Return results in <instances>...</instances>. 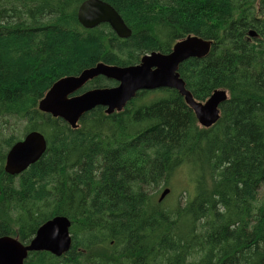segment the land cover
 <instances>
[{
	"label": "trees",
	"instance_id": "16d2710c",
	"mask_svg": "<svg viewBox=\"0 0 264 264\" xmlns=\"http://www.w3.org/2000/svg\"><path fill=\"white\" fill-rule=\"evenodd\" d=\"M82 1L0 0V121L47 142L10 175L5 155L20 137L0 131V236L27 244L62 215L70 248L31 251L23 264H264V0H103L127 38L107 23L83 28ZM187 35L213 42L179 64L185 87L198 101L228 93L210 127L171 88L138 91L121 111L96 106L76 128L37 107L63 76L133 65ZM116 84L97 76L77 93ZM181 166L195 189L168 209L155 194Z\"/></svg>",
	"mask_w": 264,
	"mask_h": 264
},
{
	"label": "water",
	"instance_id": "95a60500",
	"mask_svg": "<svg viewBox=\"0 0 264 264\" xmlns=\"http://www.w3.org/2000/svg\"><path fill=\"white\" fill-rule=\"evenodd\" d=\"M78 23L91 29L107 23L120 38L131 34L123 18L103 0H84L77 8ZM211 40L197 35H187L176 41L167 53L151 51L141 56L138 63L119 66L103 62L83 69L78 75L57 79L38 102V109L53 117H59L70 127L76 128L80 117L96 106H103L106 113L121 111L136 92L158 88L175 89L193 111L201 127H210L220 117L219 105L228 98L226 89H215L204 100L193 98L178 73L180 63L189 58H203L211 48ZM103 76L117 84L109 87H94L77 93L89 80ZM46 139L40 131L32 130L15 141L7 150L3 169L5 173L17 175L37 161L45 152ZM169 192L164 188L159 195L161 201ZM70 221L58 215L43 222L35 235L24 244L9 235L0 236V264H23L31 251L44 250L61 256L71 246Z\"/></svg>",
	"mask_w": 264,
	"mask_h": 264
},
{
	"label": "rangeland",
	"instance_id": "374dc122",
	"mask_svg": "<svg viewBox=\"0 0 264 264\" xmlns=\"http://www.w3.org/2000/svg\"><path fill=\"white\" fill-rule=\"evenodd\" d=\"M14 121V120H13ZM12 120L9 124H3L4 121H0V131L5 134L13 133L16 137H22L23 130L22 124L16 123L13 124ZM194 172L191 168H187L186 166H181L176 169L173 175L169 178V183L166 186H160L157 189L155 194V199H157L164 188H169V192L164 196L161 200L163 207L168 209H172L175 207L176 204H183L185 202L186 197L191 196L195 189L194 180L191 178L193 177ZM261 198V196H259Z\"/></svg>",
	"mask_w": 264,
	"mask_h": 264
},
{
	"label": "bare ground",
	"instance_id": "6f19581e",
	"mask_svg": "<svg viewBox=\"0 0 264 264\" xmlns=\"http://www.w3.org/2000/svg\"><path fill=\"white\" fill-rule=\"evenodd\" d=\"M83 1H84V0H83ZM80 4H81V3H80ZM80 4H79V5H80ZM76 13H77V12H76ZM118 14H119V13H118ZM125 66H126V65H125ZM78 74H79V73H78ZM78 74H77V75H78ZM67 76H68V75H67ZM53 83H54V82H53ZM53 83H52V84H53ZM86 83H87V82H86ZM50 87H51V86H50ZM50 87H49V88H50ZM164 88H166V87H164ZM158 89H159V88H158ZM136 93H137V92H136ZM69 234H70V232H69ZM70 236H71V234H70ZM28 243H29V242H28Z\"/></svg>",
	"mask_w": 264,
	"mask_h": 264
}]
</instances>
